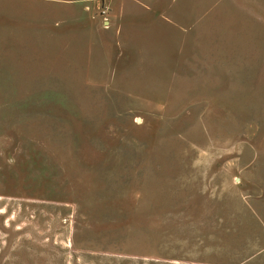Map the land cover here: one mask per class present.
<instances>
[{
  "label": "rangeland",
  "instance_id": "374dc122",
  "mask_svg": "<svg viewBox=\"0 0 264 264\" xmlns=\"http://www.w3.org/2000/svg\"><path fill=\"white\" fill-rule=\"evenodd\" d=\"M216 1L129 58L0 0V264H264V0Z\"/></svg>",
  "mask_w": 264,
  "mask_h": 264
},
{
  "label": "crops",
  "instance_id": "0c3cea01",
  "mask_svg": "<svg viewBox=\"0 0 264 264\" xmlns=\"http://www.w3.org/2000/svg\"><path fill=\"white\" fill-rule=\"evenodd\" d=\"M216 5V0H24L23 14L27 22L23 27L25 35L32 32L33 36L37 33L40 38L47 23H53L57 37L74 36L73 41L86 37L90 44L88 52L100 51V43L115 42L118 51L126 53L125 57L135 58L140 53L137 42L142 31H148L147 37L150 33V37L156 39L163 38L169 27L186 29L204 22L208 26L212 16L216 24L219 20L217 12L222 14L223 11L219 7V11L210 12V8ZM102 7L107 9L104 14L100 12ZM188 43L191 46L190 39Z\"/></svg>",
  "mask_w": 264,
  "mask_h": 264
},
{
  "label": "built area",
  "instance_id": "2783aa9c",
  "mask_svg": "<svg viewBox=\"0 0 264 264\" xmlns=\"http://www.w3.org/2000/svg\"><path fill=\"white\" fill-rule=\"evenodd\" d=\"M100 12H101L102 14H104V13H106V12H107V9H106V8H104V7H102ZM104 19L106 20V17H104Z\"/></svg>",
  "mask_w": 264,
  "mask_h": 264
}]
</instances>
